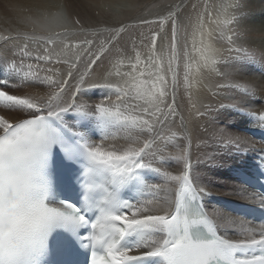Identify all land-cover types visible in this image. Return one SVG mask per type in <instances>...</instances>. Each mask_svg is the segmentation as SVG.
Returning a JSON list of instances; mask_svg holds the SVG:
<instances>
[{
  "label": "bare ground",
  "instance_id": "6f19581e",
  "mask_svg": "<svg viewBox=\"0 0 264 264\" xmlns=\"http://www.w3.org/2000/svg\"><path fill=\"white\" fill-rule=\"evenodd\" d=\"M222 2L228 0H0V61L16 62L22 77L13 80L7 92L22 103L27 102L22 99L34 97L47 99L52 92L59 91L51 82L67 80L64 99L70 100L76 80L86 68V80L110 84L86 85L79 89L75 99L87 113L100 112L98 106L104 102L121 124L112 137L99 143V153L104 158L136 155L123 152L130 138L139 139L140 146L145 140L157 138L152 168L162 173L155 187H163L156 191L157 202L151 205L152 212L142 218L160 217L169 212L170 202L164 197L173 199L174 191L169 193L166 189L176 188L177 184L166 181L163 172L177 175L182 171L183 164L176 156L185 148L192 163L191 178L195 186L245 202L249 198L240 186L224 180V174L216 170L223 163V157L216 152L217 143H222L216 133L223 130L247 141L224 143L228 150H234L236 145L249 146L251 142L246 136L228 126L235 123L227 109L264 112V104L249 101L250 97L264 98V77L247 66L248 61H253L264 67V0H239L235 24L229 23L231 10L219 7ZM60 5L64 7L62 16ZM170 13L174 14L172 18H169ZM117 29H121L119 37L113 43H106L112 40ZM153 35L156 36L154 47ZM228 36L235 43L228 44ZM49 37L55 43H47ZM86 40H90L91 45L82 46ZM74 44L79 48L72 47ZM101 44L108 51L89 68L87 50L91 47L96 51ZM65 45L69 48L65 49ZM45 56L49 59L37 58ZM213 59L218 60L216 66L210 64ZM73 62L79 70L73 69L76 80L68 77ZM133 65H137L135 69ZM161 93H165L163 102L157 105ZM157 106L164 113L172 106L175 112L169 114L167 120L158 112L163 123H156L151 132L131 124L134 118L142 117L150 123L156 120L157 117L147 113L155 112ZM72 110L77 112L75 108ZM34 114L35 110L26 106L0 107V133ZM160 152L167 157L163 166L159 163ZM204 162L215 169L204 167ZM208 207L221 229L234 232L256 229ZM252 235L241 237L252 238Z\"/></svg>",
  "mask_w": 264,
  "mask_h": 264
},
{
  "label": "snow or ice",
  "instance_id": "6c2138e0",
  "mask_svg": "<svg viewBox=\"0 0 264 264\" xmlns=\"http://www.w3.org/2000/svg\"><path fill=\"white\" fill-rule=\"evenodd\" d=\"M221 9L225 11L231 10V17L229 23L235 24L236 21V10L239 7V0H228L227 3H221L219 5ZM174 14L170 13L169 18H172ZM175 25V22H174ZM121 29L115 30L113 33V38H118ZM239 34H237V38ZM173 39H175V26L173 28ZM228 44L235 43L231 36L226 37ZM156 36L152 37L153 47L155 46ZM111 41H107L109 43ZM47 43L53 44L55 40L51 37L47 38ZM91 45V41H87ZM72 47L79 48L78 45H73ZM69 46L65 45V49ZM239 50V49H237ZM47 51V50H46ZM90 56L88 67L99 60L100 57L108 51V49L101 44L99 49L93 51L91 47L87 50ZM77 59H79V53L75 54ZM38 59H49L48 56L37 57ZM140 63L139 56H137V64ZM211 65L216 66L218 64L217 59H213L210 62ZM137 65H133L135 69ZM73 69H76V63L73 62L69 66L68 77L72 80H76V76L73 73ZM79 71L78 69H76ZM87 68L85 72L79 74V79L76 80L74 86V94L70 100H65L64 95L65 86L68 81H62L59 83L51 82L55 85L59 91L52 92L47 99H42L39 97H34L33 99H22L27 101L26 103L18 102V100L12 99L13 95H8L5 92L0 91V100L11 103L13 105L26 106L27 109H34L35 114L30 119H25L23 121H35L36 123L32 125L31 129L24 132L23 125L17 123L11 125L8 130L10 135H5L4 139L8 142H13L15 146V153L10 154L6 152L0 155V161L7 163L9 160L13 159L16 155L22 157V167L26 174L27 180L30 185L34 188L44 192L42 185H38L39 174L37 171L38 162L40 155L48 143V137L46 135V121L48 118L56 117L60 113L68 111L69 109L75 108L79 110L81 105L76 103V94L79 89L87 86L94 85H106L111 86L108 83H97L91 80H86ZM143 75V73H141ZM220 74V73H218ZM50 81V78H47ZM237 87H243L238 85ZM165 93H161L160 99L157 102H163V97ZM31 105V106H30ZM101 113L106 114L110 117L115 114L110 113L108 108L104 106V102L98 106ZM164 116L167 120L169 114L175 112V108L169 106L168 113L162 112L157 106L155 112L147 113L150 117H157L156 120L149 122L148 119H143L142 117L137 119H132L131 124L141 130L145 128L148 131H152L156 123H163L160 121L157 113ZM260 118L264 120V112L259 114ZM218 140L222 143H247L243 138L233 137L223 132V130H218L216 133ZM156 137L151 140H145L140 146L139 139H131L128 146L123 152H135L136 155L126 159V160H113L107 161L101 159L98 153L101 151L99 145H96L88 150V155L90 160L96 164L106 169L111 173L113 183L120 185L125 183L131 178L135 170L141 168L152 167L154 163V152L153 148L156 145ZM261 147H264L262 145ZM159 151V149H156ZM111 152V151H110ZM151 157V158H150ZM179 161L183 164L182 171L173 175L172 172L165 171L163 175L166 181H173L178 184V189H166L169 193L175 192L174 200L165 196V201H169V206L172 208L171 212L164 213L165 222L162 225H155L149 222H142V216H147L152 212L151 205L156 203V199H147L140 205H125L129 210L126 212H112L103 210L100 219L93 226V231L87 237L91 242L93 247L98 244H103V251L100 253H94L92 257V264H136L137 261L145 257H160L163 259L165 264H187V260L180 261L177 257L180 255L181 251L184 250L186 253L190 249H197L202 260V264H264V257H252L251 259H234L233 253L235 250L240 248H248L254 246H264V228H261L259 232V239L251 238L247 240L230 241L218 237L213 230L211 222L199 213H195L190 209L188 200L189 198H194L198 192H203L205 189L194 186L191 178V160L189 157L188 149H182L181 153L176 156ZM163 186H156L153 191H158ZM109 202L115 205L117 202L114 197L109 198ZM71 207V206H69ZM73 211H76L73 209ZM48 220L45 227L36 235L26 238L20 242L22 253L26 259H31V257L43 246L44 241L48 232L56 224L65 222L69 220L71 214L61 211L55 207L48 209ZM129 214L131 218H129ZM81 222L85 221L84 216L78 218ZM196 225H203L206 227L208 236L197 235L198 240L193 241L191 239L192 229ZM99 226V231L97 227ZM138 232L142 236V242L140 247L149 249L144 251L142 255L135 256L129 255L134 249L131 248H121L120 243L122 239L130 234ZM163 234V235H161ZM205 238H207L205 240ZM200 241L207 243V247L202 246ZM138 250V249H135Z\"/></svg>",
  "mask_w": 264,
  "mask_h": 264
},
{
  "label": "clouds",
  "instance_id": "9594fccd",
  "mask_svg": "<svg viewBox=\"0 0 264 264\" xmlns=\"http://www.w3.org/2000/svg\"><path fill=\"white\" fill-rule=\"evenodd\" d=\"M7 143L8 152L15 153L13 142ZM21 161L19 155L7 163L0 161V169H6L8 174L6 183L0 179V246L13 255L15 264H26L20 242L38 234L45 227L50 208L44 193L28 182ZM200 243L207 247L204 241ZM188 252L193 257L199 255L197 249ZM185 253L182 250L180 255Z\"/></svg>",
  "mask_w": 264,
  "mask_h": 264
},
{
  "label": "rangeland",
  "instance_id": "374dc122",
  "mask_svg": "<svg viewBox=\"0 0 264 264\" xmlns=\"http://www.w3.org/2000/svg\"><path fill=\"white\" fill-rule=\"evenodd\" d=\"M63 8H64V7H63L62 5H60V10L62 9V10H61V11H62L61 16L64 15V10H63ZM114 11L117 12V9L114 8ZM56 15L58 16V18H60V17H59V16H60L59 13H57ZM250 21H254V20H250ZM103 22H104V21H103ZM250 23H252V22H250ZM255 23H256V22H255ZM255 23H252V24H255ZM262 23H263V22H262ZM138 24L141 25L142 23H138ZM138 24H137V25H138ZM257 24H259V23H257ZM129 25L133 26L134 24H129ZM142 25H144V23H143ZM173 25H174V23H173ZM263 25H264V24H263ZM104 27L108 28L109 26H104ZM100 28H102V27H100ZM100 28H99V29H100ZM86 31H87V33H88V31H90V30H86ZM172 32H173V28H172ZM78 33H80V32H77V33L75 32V34H78ZM114 40H116V39H112V40H111V43H113ZM87 41H90V40H86V41L82 42L81 45H82V46H86V45H88V43H86ZM74 45H76V44H74ZM89 68H90V67H89ZM223 126H226V124L224 123ZM164 140H165V139H164ZM157 143H158V142H157ZM160 146H161V145H160ZM223 146H225V145H224V144H221V145L218 146V148H222ZM153 151H155V150H153ZM155 153H156V151H155ZM156 155H157V154H156ZM159 157L161 158V160L163 159V161H164V163H165L167 157L164 156L161 152H160V154H159ZM164 159H165V160H164ZM167 162H168V161H167ZM203 164H204V167H205V165H206V167H208L209 169H212L211 166L209 167L210 164L205 163V162L202 163V165H203ZM161 166H163V165H161ZM219 188H220V189H224V187H219Z\"/></svg>",
  "mask_w": 264,
  "mask_h": 264
}]
</instances>
